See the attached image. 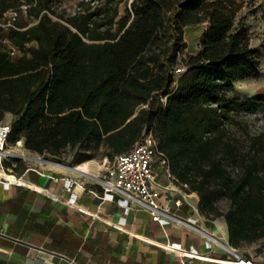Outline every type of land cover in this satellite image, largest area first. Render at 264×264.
Listing matches in <instances>:
<instances>
[{"label": "trees", "instance_id": "1", "mask_svg": "<svg viewBox=\"0 0 264 264\" xmlns=\"http://www.w3.org/2000/svg\"><path fill=\"white\" fill-rule=\"evenodd\" d=\"M96 1L66 16L52 0H0V18L21 6L27 15L2 32L20 55L0 45L7 145L113 163L151 132L172 181L197 194L206 219L225 220L231 247L264 243V125L248 124L264 120V96L227 97L261 75L243 0H131L122 16L123 0L92 10ZM204 23L198 50L184 52L185 28Z\"/></svg>", "mask_w": 264, "mask_h": 264}, {"label": "crops", "instance_id": "2", "mask_svg": "<svg viewBox=\"0 0 264 264\" xmlns=\"http://www.w3.org/2000/svg\"><path fill=\"white\" fill-rule=\"evenodd\" d=\"M206 26L185 28L186 53L198 50ZM192 31L190 51L187 35ZM6 147L18 156L3 158L0 164V264H70V260L74 264H219L180 258L156 244H177L212 258L225 256L218 250H207L204 239L193 231L175 224L161 226L143 211L101 200L96 184L82 189L76 185L83 181L80 174L52 163L71 166L65 153L52 158L26 150L23 143ZM85 163L92 174L102 175L91 161ZM155 171L160 203H169L174 214L196 219L200 227L228 243L223 218L206 219L199 212L196 193L181 190L157 162ZM20 177L23 185H6ZM68 180L76 183L70 189L65 187ZM72 194L76 195L74 203L69 201ZM245 258L264 263V245Z\"/></svg>", "mask_w": 264, "mask_h": 264}, {"label": "built area", "instance_id": "3", "mask_svg": "<svg viewBox=\"0 0 264 264\" xmlns=\"http://www.w3.org/2000/svg\"><path fill=\"white\" fill-rule=\"evenodd\" d=\"M24 10H26V6H21L19 10H9L0 18V45L6 46L7 53L12 57L18 52L2 36V32L18 29V18ZM182 71V68H177L175 73L180 74ZM9 133L10 123H0V164L3 158L18 156L7 150ZM15 145L21 146L22 141H17ZM38 160L47 162L42 158H38ZM155 162L164 168L168 176H170L166 159L157 155L156 141L151 132L144 133L129 152L117 156L112 166L107 168L103 175L92 174L88 169L87 163L69 166L52 161V163L63 166L82 176L83 181L79 184L71 180L66 181V188L70 189V187L76 184L82 189H87L89 185L96 184L101 190V195H99L101 200L115 201L125 209L133 208L134 210L143 211L149 214L153 222L161 226L175 224L193 231L204 239L207 250H218L225 256L212 258L203 256L195 250H186L177 244H156L166 252L174 253L180 258L209 260L219 264H264L243 257L238 250L231 247L228 243L200 227L196 219L179 217L172 212L169 203H160L157 199L158 194L154 186L156 182ZM23 184L24 181L21 177L13 178L6 182V185L20 186ZM75 200L76 195L72 194L69 201L74 203ZM69 262L70 264H74V260H70Z\"/></svg>", "mask_w": 264, "mask_h": 264}, {"label": "rangeland", "instance_id": "4", "mask_svg": "<svg viewBox=\"0 0 264 264\" xmlns=\"http://www.w3.org/2000/svg\"><path fill=\"white\" fill-rule=\"evenodd\" d=\"M81 1L86 0H52L53 10L57 13L64 14L66 16L72 15L78 11V4ZM91 1V0H87ZM131 0H123L121 4L117 6L119 11V16H122L125 13L126 8L129 7V2ZM105 0H97L92 5V10L96 8V6H102ZM244 7L241 9L238 14V18H243L246 28L251 33V46L257 50L260 60L261 69H263V75L258 79H247L244 81L236 82L234 85V89L227 93L228 98H249L256 95L264 96V0H243ZM27 20L26 10L22 11L18 18V23L25 22ZM193 31L191 32V36L188 34V43L190 41L189 50H193V41H191L194 37ZM191 39V40H190ZM195 41V40H194ZM185 52V50H184ZM16 57L20 56L19 53L15 55ZM14 56V57H15ZM11 117L7 116V118L3 121L5 123H10ZM249 128L252 131L259 130L264 125V120L260 115L251 114L248 117ZM75 151L67 150L65 154L69 156L71 159L75 155ZM98 167L99 173L104 174L105 170L112 166V162H109L106 159H101L100 156L89 160ZM264 243L259 241L257 243L247 245L239 249L238 251L245 257L249 254H253L259 252L260 248Z\"/></svg>", "mask_w": 264, "mask_h": 264}]
</instances>
